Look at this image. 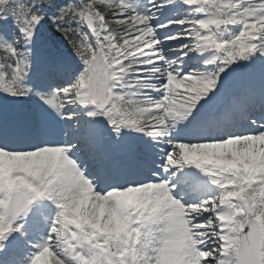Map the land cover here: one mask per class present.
Listing matches in <instances>:
<instances>
[{"label": "snow or ice", "instance_id": "snow-or-ice-1", "mask_svg": "<svg viewBox=\"0 0 264 264\" xmlns=\"http://www.w3.org/2000/svg\"><path fill=\"white\" fill-rule=\"evenodd\" d=\"M0 264H264V0H0Z\"/></svg>", "mask_w": 264, "mask_h": 264}, {"label": "rangeland", "instance_id": "rangeland-1", "mask_svg": "<svg viewBox=\"0 0 264 264\" xmlns=\"http://www.w3.org/2000/svg\"><path fill=\"white\" fill-rule=\"evenodd\" d=\"M61 43V41L58 43V45Z\"/></svg>", "mask_w": 264, "mask_h": 264}, {"label": "trees", "instance_id": "trees-1", "mask_svg": "<svg viewBox=\"0 0 264 264\" xmlns=\"http://www.w3.org/2000/svg\"><path fill=\"white\" fill-rule=\"evenodd\" d=\"M45 36H47V34L45 33Z\"/></svg>", "mask_w": 264, "mask_h": 264}]
</instances>
